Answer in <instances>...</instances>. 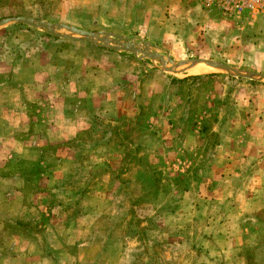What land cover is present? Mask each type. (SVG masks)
<instances>
[{"label":"rangeland","instance_id":"374dc122","mask_svg":"<svg viewBox=\"0 0 264 264\" xmlns=\"http://www.w3.org/2000/svg\"><path fill=\"white\" fill-rule=\"evenodd\" d=\"M137 5L0 0L138 44L0 24V264H264V17Z\"/></svg>","mask_w":264,"mask_h":264},{"label":"water","instance_id":"95a60500","mask_svg":"<svg viewBox=\"0 0 264 264\" xmlns=\"http://www.w3.org/2000/svg\"><path fill=\"white\" fill-rule=\"evenodd\" d=\"M8 21H19V22H23V23L29 24L34 27L43 28L49 33L54 34V35H61L57 31L60 29H64L73 34L82 36L91 42H93L95 39H99L105 42L110 47H114L115 49H126L128 51H136L138 49L137 43H134L131 39L125 38L123 36L112 35L111 38H109L107 37L109 36L107 33L91 32V31L77 28L67 23L50 22V21H45L42 19H34L29 16H7V17H3L0 19V24L4 22H8ZM112 44H115V45L111 46ZM151 56H155V55H151ZM169 61L171 62L172 60L169 59ZM192 61H197V60H192ZM198 61L203 62L207 65L213 66L215 68H221V66H219L216 62H213L211 60L201 59ZM167 69L171 70L170 68H167Z\"/></svg>","mask_w":264,"mask_h":264},{"label":"built area","instance_id":"2783aa9c","mask_svg":"<svg viewBox=\"0 0 264 264\" xmlns=\"http://www.w3.org/2000/svg\"><path fill=\"white\" fill-rule=\"evenodd\" d=\"M207 10L220 12L225 17H264V0H199Z\"/></svg>","mask_w":264,"mask_h":264},{"label":"bare ground","instance_id":"6f19581e","mask_svg":"<svg viewBox=\"0 0 264 264\" xmlns=\"http://www.w3.org/2000/svg\"><path fill=\"white\" fill-rule=\"evenodd\" d=\"M211 68H212L211 66L201 62L186 66L185 71L190 74H199Z\"/></svg>","mask_w":264,"mask_h":264},{"label":"crops","instance_id":"0c3cea01","mask_svg":"<svg viewBox=\"0 0 264 264\" xmlns=\"http://www.w3.org/2000/svg\"><path fill=\"white\" fill-rule=\"evenodd\" d=\"M150 1L151 0H139V5L133 7L134 8L133 12L136 11L140 15L141 12H143L147 9V6L149 5Z\"/></svg>","mask_w":264,"mask_h":264}]
</instances>
